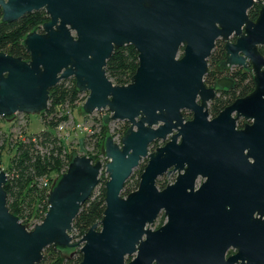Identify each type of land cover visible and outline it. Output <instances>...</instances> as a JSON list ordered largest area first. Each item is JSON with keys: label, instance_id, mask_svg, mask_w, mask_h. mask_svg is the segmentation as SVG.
Masks as SVG:
<instances>
[{"label": "water", "instance_id": "1", "mask_svg": "<svg viewBox=\"0 0 264 264\" xmlns=\"http://www.w3.org/2000/svg\"><path fill=\"white\" fill-rule=\"evenodd\" d=\"M256 2L262 8L253 21L248 12ZM0 7L2 23L42 10L49 17L24 39L28 61L0 52V118L43 114L51 90L73 78L88 93L87 115L106 111V125L130 124L120 143L105 141L106 209L78 243L74 222L100 184L101 162L75 154L33 230L10 211L8 174L0 169V264H40L49 247L80 248V264H264V209L227 208L210 179L195 191L199 174L210 176L226 152L242 151L237 135L225 142L232 113L255 119L252 129L264 144V0H0ZM219 39L226 42L221 69L250 62L255 91L209 121L217 90L233 87L230 79L213 88L204 80ZM130 45L139 67L128 85H116L108 61ZM183 111L193 119L185 122ZM156 141L166 144L150 152ZM145 158L138 189L124 196ZM177 170L175 183L160 190L158 179ZM162 211L168 222L154 230ZM229 249L236 253L226 259Z\"/></svg>", "mask_w": 264, "mask_h": 264}, {"label": "trees", "instance_id": "2", "mask_svg": "<svg viewBox=\"0 0 264 264\" xmlns=\"http://www.w3.org/2000/svg\"><path fill=\"white\" fill-rule=\"evenodd\" d=\"M259 5L249 11V17L255 20L258 17ZM2 10L0 8V52H5L11 56L29 58L23 45L27 34L34 31L49 20L47 13L42 10L28 14L18 21L12 23H2ZM223 47L217 43L215 50L208 59L209 65L213 68L223 57ZM139 67V53L133 46H125L116 49L107 64V75L116 85L124 86L131 82ZM217 76L215 72H209L205 77L207 86L215 84ZM237 86L238 90L244 94L254 88L253 79L249 75L240 76ZM88 95L81 93L76 85L75 79L61 81L57 87L51 90L49 108L43 114V121L46 126L57 130L62 122L61 113L67 109H74L77 105L86 101ZM216 110V106H213ZM87 115V114H86ZM6 120V119H4ZM94 127H100L99 134L94 136V154L87 155L95 161H100L104 154L105 132L108 126L104 122V117L95 118ZM129 124L117 131L120 138L129 129ZM14 153L10 162L8 182L5 190L8 194V207L10 211L18 216L21 222L26 225H36L41 223L49 209L48 195L49 184L46 180H53V175L62 176L73 161V156L65 143L57 133L53 131H43L39 134L30 135L25 141H9ZM146 166L138 173V179L128 180L123 192L124 196L136 191L139 187L140 178ZM59 180V179H58ZM57 180V181H58ZM102 183V180L100 181ZM47 184V185H46ZM45 185V187H44ZM159 188H163L165 183L159 179ZM53 188V187H52ZM106 182L100 188L99 194H92L80 211L74 222V228L80 234L86 233L97 222L101 221L106 209ZM63 249L49 247L44 251V260L40 264H80L83 255L80 251L72 257L64 256ZM131 260V259H129Z\"/></svg>", "mask_w": 264, "mask_h": 264}, {"label": "flooded vegetation", "instance_id": "3", "mask_svg": "<svg viewBox=\"0 0 264 264\" xmlns=\"http://www.w3.org/2000/svg\"><path fill=\"white\" fill-rule=\"evenodd\" d=\"M256 5H259L260 12L262 4L256 2L255 6ZM257 18L253 21H256ZM237 39V36H233L231 38V42L235 43ZM217 43L220 45V47H223L224 53L222 59L213 68L209 65V72H215L217 78L215 84L207 87H216V84L220 79L232 80L233 87L230 89L217 90L215 97L209 102L208 105L209 121L215 120L220 116L222 112H224L228 107L232 106L236 101L251 96V94H253L255 91V74L250 70V62L248 63L249 68L225 67L221 69L222 63L226 60V42L222 39H219L216 42V45ZM259 49L261 53L264 54V49ZM29 59L30 55L29 58L26 59V61H28ZM245 75H249L252 77L254 88L242 94L241 90L237 89V86L240 81L239 77ZM213 106H216V110H213ZM183 115L185 118V122L192 120L194 117V114L191 111H183ZM231 118L235 120L234 128L233 131H231L227 125L225 137L226 141H224L226 143L234 142V138L237 135L239 142L238 147L239 150L242 151H239L237 153L226 152L227 157L224 156V160L220 166V169L214 172H210V176L199 174L196 179L195 191H198L200 188H202L204 184L208 183L210 179L212 184L216 188H219L223 193V197L226 198L225 206L227 208L256 207L264 209V147H260L264 146V144L262 145L260 143L261 141L257 139L258 137L256 135V131L252 129L255 126V119H246L243 116H238L236 112L232 113ZM175 133H177V131H175ZM181 140L182 138L180 137L178 142L181 143ZM165 144L166 142H163L162 146H164ZM178 176L179 171L177 170L160 177L159 179L164 181L165 186L162 189H159L163 190L168 185L175 183ZM255 216L257 218H260V216H258V213H256ZM159 217L163 219V223L159 227L161 228L168 222L165 211H162ZM235 253L236 251H234L233 249H229L226 254V259L233 256Z\"/></svg>", "mask_w": 264, "mask_h": 264}, {"label": "rangeland", "instance_id": "4", "mask_svg": "<svg viewBox=\"0 0 264 264\" xmlns=\"http://www.w3.org/2000/svg\"><path fill=\"white\" fill-rule=\"evenodd\" d=\"M181 56V54L179 55ZM88 95V93H86ZM85 101L80 102L76 108L67 109L64 110L61 113V116L66 118L62 119V122L60 125H64L65 129L63 131L52 129L49 126H46L43 121V115L44 114H17L12 118L4 120L3 118H0V169L3 171H9V164L12 160V157L14 155L12 151V147L9 143L12 139L15 141H25L27 140L30 135L39 134L43 131L49 130L53 131L54 133H57V135L62 138L68 149L69 152L72 154H77V156H87L90 153L94 154V136L95 134H99L101 131L100 127H94L95 125V118H102L104 115H106L108 112H96L93 115H86V113L83 110V105ZM125 123H128L126 121H113L109 123L108 129L105 132V138L109 136H113L117 142L120 143L121 138L118 136L117 131L120 130L122 126H124ZM129 124V123H128ZM79 125V126H78ZM130 126V124H129ZM123 137V136H122ZM105 143V141H104ZM162 141H156L150 146V152H154L158 147L162 146ZM104 154H105V144H104ZM74 158V156H73ZM95 162H101L104 166V169L102 170L100 181L102 180V183H100L96 189L94 190V194L100 193V188L107 183L109 180V175L105 171V166L108 163V159L106 158V155L101 157L100 161ZM148 164V158H145L142 160L141 164L138 168H136L133 172V175L130 177V181L136 176V179H138V173L141 169L144 168V166H147ZM7 173V172H6ZM8 174V173H7ZM60 176L53 175V180L47 179L46 182L49 184L48 188L49 190L52 189V187L56 184L58 178ZM135 180V179H133ZM45 187V185H44ZM163 223V219L159 217L155 223L151 226L154 230H157ZM39 224V223H37ZM35 225H30L29 229L33 230ZM83 234H80L76 230L73 233L74 236V243H78ZM80 251V248L75 249H65L62 253L64 256H73L76 254V252Z\"/></svg>", "mask_w": 264, "mask_h": 264}, {"label": "built area", "instance_id": "5", "mask_svg": "<svg viewBox=\"0 0 264 264\" xmlns=\"http://www.w3.org/2000/svg\"><path fill=\"white\" fill-rule=\"evenodd\" d=\"M79 126V125H78ZM59 130L63 131L65 129V126L64 125H59L58 127ZM47 185V184H46Z\"/></svg>", "mask_w": 264, "mask_h": 264}]
</instances>
